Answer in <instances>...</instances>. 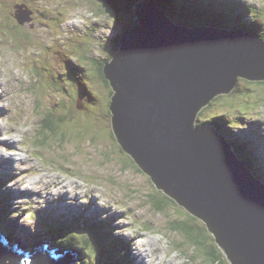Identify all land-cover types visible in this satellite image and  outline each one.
I'll return each instance as SVG.
<instances>
[{
  "label": "rangeland",
  "instance_id": "obj_1",
  "mask_svg": "<svg viewBox=\"0 0 264 264\" xmlns=\"http://www.w3.org/2000/svg\"><path fill=\"white\" fill-rule=\"evenodd\" d=\"M0 1L3 2V7L0 2V85H3L0 88V94L5 95L7 98L6 100H1L2 96L0 97V146L5 149L4 146L6 145L4 144L9 139L15 141V148L11 150L5 149L6 151L0 150V156L14 157L15 164L11 162L12 158L8 165L15 166L18 164L19 168H17L16 172H24L25 169L29 168L31 173L28 175L19 173V178L17 177L18 184L22 187L25 185L22 191L34 193L36 192L35 188L40 184L43 194H48L49 189H46L44 184H50L51 186L59 185V192L52 187L50 189L55 195L58 193V198H64L60 201H55L54 197H44L40 193V190H38L37 194H39L41 200L44 201L46 199L45 201L49 205L41 202L38 195L31 196L28 199L10 201L11 209L8 213L9 220L12 223L10 228L16 226L17 229L21 230L27 244H33L34 239L38 240L40 231L37 229V223L43 224L47 221V218L37 211L38 209L51 206L59 208L68 205L69 202L75 201L72 204L82 207L71 205L54 209L51 215L55 219L62 221V218L71 220L77 216L78 212H83L85 208L89 209V213H94L91 209L92 207H90L91 201L81 197L82 194H85L89 198L94 197L92 201L93 207H95L96 201H106L104 203L106 207L105 211L112 213V218L110 217L108 220L113 222L112 225L114 227L112 228L116 229L117 234L115 236L130 237V241L137 245L136 252L140 255L137 258V263L144 258L145 262H148L150 258L147 256V252L139 254L141 250L147 251L146 248H148L144 239L142 241L139 240L136 233V231H139L147 239L160 241L158 244L159 249L153 247L149 250L155 256L162 249L160 257H165L167 261H172L173 264H194L193 261L199 264L203 262L205 264H212V260L206 259L205 253H202L200 250L193 253L191 249L184 245L185 241L178 235L177 231L172 230L173 220L181 218L185 221L186 228L180 227L178 230L189 238V245L186 244L194 249V242L197 240L199 248L203 250L205 247L211 246L213 241H211L210 235L205 230L202 222L195 219L193 214L187 213L175 201L169 202L168 197L170 196L164 194L162 190L153 185L150 177L146 173L140 172L141 170L138 169V166L133 165L134 162L126 152L122 150L123 153H121L114 145L112 146L110 142L106 141L112 132L109 131L110 126H108L109 113L107 112L109 137L103 131L105 123L101 120V115L107 110L106 104L108 101L104 99H106L105 94L108 92L107 89L110 91V88L106 86L107 89H104L103 82H101L98 74L92 76L88 71L86 74L81 72L83 76L79 74L80 72L75 74L78 78L79 76L81 77L80 85L86 90L81 95L84 99L83 104L85 109L79 111L78 115H72L76 116V118H71V125L68 126L66 118L55 122L58 128L57 133L59 131L57 137L54 135L56 131L55 133H50L42 130L41 123L44 115L43 113L40 114L39 110H48L55 118L58 114H64L65 110L64 106L61 105V101H64V104L70 107V109H74L75 102L79 98L75 91L77 90L75 83L65 79L64 75L61 76L60 73L61 71H65L66 75V72L76 70L71 64L70 59L83 68L85 62L86 65H90L88 57L91 60L96 59L97 61L101 60L99 58L100 55L109 57L110 45L108 44L110 43L107 42L111 41V39H109L107 34H111V22L105 21L104 16L98 14L95 20H93L84 11L83 7H86L91 0H78V3L74 0L72 1L75 5L82 7L78 14L85 12L86 17H88L82 20L81 23L84 24L81 26L75 25L74 22H67L68 17L63 12L62 6H54L52 0H46L42 5L36 0H27L32 8L30 21L25 23L23 27H20L17 21L10 15L8 8L9 0ZM13 1L16 2V5L26 2L25 0ZM92 1L97 2V0ZM220 1L226 2L225 0ZM246 1L250 3V7L256 8L255 10L258 11L257 15L259 17L264 14V2L262 0ZM209 4L210 8L216 9L220 14L231 12L225 5ZM64 5H66L65 1ZM241 8L243 10L248 9L245 6ZM39 9L46 10L45 13L47 12L48 15L46 20L54 17L52 20L54 23L44 21L43 15L39 13ZM85 10L87 9L85 8ZM186 11L190 13V18L195 19L194 11L187 9ZM203 11L205 10L203 9ZM32 14L33 17H31ZM57 14L59 15L57 16ZM126 15V17H122L126 24L131 18L135 20V15L131 11H128ZM227 17H229L231 22L236 23L235 18H233L234 15H227ZM93 21L95 24H93ZM64 24L67 26H64V28L71 32V34L61 29V26ZM31 26L34 27L33 32L29 29ZM48 27L49 30H47ZM46 31L51 34L49 38L60 37L61 39H46ZM83 32H85L84 35H82ZM33 33L44 40L33 37ZM119 33L121 31L118 32V35ZM123 33L121 34L123 35ZM96 42L99 43L100 47L98 44L96 46ZM114 47L117 49H114L115 53L120 50V47L117 48L116 44ZM85 53L87 55L84 61ZM7 58L11 59V61ZM78 78L75 80H78ZM88 81L91 84L90 86ZM243 85L249 84L241 83L239 89H243ZM253 85L250 86L249 92L244 90L230 95L229 92L213 100L211 102L213 107L204 109L201 112L199 121H206L214 115L219 114L226 117L232 123H242L246 128H250V130L246 131L245 138L250 139L252 152L257 153L260 157L259 161L255 162L256 166H260V162H264V83L254 82ZM65 88L71 92L65 91ZM53 93L55 95L49 97ZM14 97L15 99L13 100ZM31 97L33 99L36 98L37 107L35 100ZM71 98L74 102V107L70 104ZM45 101L47 106L43 108L42 105ZM81 101L83 100L81 99ZM21 103L27 104V108L23 109ZM4 107L5 110H3ZM96 118H100V120ZM232 123L229 124L232 130L228 133L225 132L224 136L228 135L229 138L234 139L236 137H244L243 129L236 126L233 127ZM256 123L258 125H255ZM242 144L245 147H250L246 142H242ZM21 156H23L22 161L18 163V159ZM245 156L247 157L249 154L246 152ZM32 168H39V170L33 173L31 171ZM7 175L9 179H12L10 174ZM56 176L63 179L55 178ZM66 178L68 179L65 180ZM69 178H71L70 182H73V185L77 184L76 189H84V191L76 190L69 186L67 182ZM34 180H37L36 183ZM26 184L29 187H26ZM137 186L140 187L139 193L141 195L132 194L134 191L138 192ZM14 187H16L15 181L10 185V190H13ZM150 193L159 195L160 198L162 197L165 200L166 209L164 211L153 210ZM16 194L20 195L21 193L17 192ZM16 194L11 193V199H14ZM138 200L139 203L143 204L137 203ZM111 203H113V207ZM114 208L117 210L115 211ZM30 209L31 211L28 212ZM11 211L13 212L11 213ZM69 225L71 226L66 225L64 227L66 240L69 242H74L73 234L77 233L79 235L78 240L81 243L83 237H87L93 233V229H86L90 226H83L84 223L81 220L76 219L73 224ZM145 225H152L151 229L149 231L144 230L142 227ZM96 241H99L97 237ZM94 244V238H91L85 247L86 252L92 253L95 248ZM150 261L153 262L151 259ZM133 262L129 264H133ZM221 262L222 264H231L230 261H228L229 263L225 260ZM165 264H170V262Z\"/></svg>",
  "mask_w": 264,
  "mask_h": 264
},
{
  "label": "water",
  "instance_id": "obj_2",
  "mask_svg": "<svg viewBox=\"0 0 264 264\" xmlns=\"http://www.w3.org/2000/svg\"><path fill=\"white\" fill-rule=\"evenodd\" d=\"M132 9L135 20L103 67L121 148L156 187L206 223L231 264H264V185L212 126L193 125L204 105L235 87L236 76L264 80V40L174 25L152 0ZM28 14L19 9L17 22ZM76 253L46 239L24 251L0 233V264H71Z\"/></svg>",
  "mask_w": 264,
  "mask_h": 264
},
{
  "label": "clouds",
  "instance_id": "obj_3",
  "mask_svg": "<svg viewBox=\"0 0 264 264\" xmlns=\"http://www.w3.org/2000/svg\"><path fill=\"white\" fill-rule=\"evenodd\" d=\"M26 2H24V3H22V4H17L16 5V2H14L13 0H9V4H8V8H9V10H10V15H12V14H15L19 9H22V10H26L29 14H28V16H27V20L23 23V24H20L19 22H17L18 24H19V26L20 27H23L24 25H25V23H27V22H29L30 21V14H31V11H32V8L30 7V4H29V2L27 1V0H25ZM36 1H38V3L40 4V5H42V4H44V2H46V0H36ZM64 1L66 2V5H64ZM73 0H52V2H53V5L54 6H57V7H60V6H62V9H64L63 10V12H65V14L67 15V22L68 21H70L71 23H73L74 22V24L75 25H77V26H81V25H83L84 23H81V14H78L79 12H80V8L82 9V7H80V6H78V5H75L73 2H72ZM75 2H77L78 3V0H74ZM92 1V0H91ZM153 1V0H152ZM217 1H219V2H222V1H220V0H213L212 1V3H215V2H217ZM227 2H231V4L235 7L234 8V10L233 11H231V12H233V13H231L230 12V15H234V17L233 18H235L236 20H237V26L233 23V22H229V21H225V20H227V19H229V17H227V16H224L223 15V13L222 14H220L219 13V15H218V17H219V20H220V22L221 23H223L224 21L225 22H227V23H229L230 24V27H229V29L228 30H232V31H236L235 30V28L237 29V30H240V31H243V32H247V33H250V34H252L253 36H254V40L255 41H261V40H264V37L261 39V34H263L264 33V29L263 28H261L262 30H257V29H252V30H248V29H244V28H241L240 26H239V22H241V23H248V21L250 20V18H252V21H254L255 22V26H257L258 25V20L259 19H263L264 20V14L261 16V17H259V15H257L258 14V11H256L255 9L254 10H251L250 8H248L247 7V4L248 5H250V3H248L246 0H226ZM234 1H236V2H234ZM1 2V1H0ZM207 2V1H206ZM239 2V3H238ZM2 3V7H3V2H1ZM154 3H156L155 1H154ZM175 3V2H174ZM223 3V5H225V3L224 2H222ZM230 3H228V5L230 6L231 5ZM180 5V4H179ZM171 7H172V9L170 8H167V7H165V11H167V9H169V11H173L174 12V14H177L176 13V11L174 10V7L172 6V5H170ZM242 6H245V7H247L248 9H245V10H243L241 7ZM49 7V6H48ZM197 9L196 10H194V12H195V19H196V21L195 22H193V23H191L192 25L194 24V26H198V25H201L202 27H207V22H199L198 23V20H197V17H196V14L197 13H199V12H201V13H205L204 14V16L206 17V18H208L209 17V14H211L212 13V11H213V9L214 8H205V7H207V4L204 6V4H197ZM46 8V7H45ZM61 9V10H62ZM203 9L205 10V11H203ZM240 10H243L244 11V15H237L236 13H238V11H240ZM45 9H39V13L40 14H42L43 16V18H44V21H50V23L52 22V20L54 19V17H50L48 20H46L47 18H48V15H47V12L45 13ZM160 11H163V9H161ZM250 11V13H247V15L245 14L246 12H249ZM215 12H217V10L215 11ZM33 13H34V11H33ZM44 15H46V16H44ZM59 14H57V16H58ZM56 16V17H57ZM93 20H95V18H96V16H97V14H91V15H89ZM256 16V17H255ZM31 17H33V14L31 15ZM77 17V19H75ZM194 19V20H195ZM66 22V23H67ZM98 22V21H97ZM4 23H5V21H4ZM52 23H54V22H52ZM65 23V24H66ZM6 24V23H5ZM93 24H95V22L93 21ZM112 24V23H111ZM185 24V23H184ZM48 26H49V24H47ZM6 26H8V25H6ZM187 27V26H186ZM189 27H193V26H189ZM188 27V28H189ZM118 28L119 27H116L115 25H111V28H110V32H111V34L110 33H108L107 34V36H109V39H111V41H108L107 43H110V44H108V45H110V47H113V48H115L114 47V45L115 44H113V45H111V42L115 39V37H117V34H118ZM32 32H33V30H34V27H32L31 26V28H29ZM61 29L63 30V31H67V32H69L66 28H64V25H62L61 26ZM217 29H222L221 27H217ZM47 30H49V27H48V29ZM84 31H86V30H84ZM70 34H71V32H69ZM84 33L85 32H83V34L82 35H84ZM49 35H51L48 31H46V33H45V36H46V39L48 38V39H50V40H53V38H60V37H50L49 38ZM82 35H80V36H82ZM72 36V35H71ZM76 36H79V35H76ZM33 37H35V38H38V39H40V40H44V39H42V38H40V37H38V36H36V35H34V33H33ZM87 37H89V36H87ZM91 38H93V37H91ZM45 39V40H46ZM61 39V38H60ZM60 39H59V41H60ZM121 39V38H120ZM57 40V39H56ZM54 42H56L55 40H54ZM96 44V46H98L99 45V43L98 42H96L95 43ZM98 44V45H97ZM119 45H120V42H119ZM99 47H100V45H99ZM109 47V48H110ZM90 49H91V47H90ZM117 50V49H116ZM101 52H102V50H101ZM107 52V51H106ZM88 53V52H87ZM87 53H85V55H84V61H85V58H86V55H87ZM103 53V52H102ZM8 57V56H7ZM16 58V57H15ZM8 60H10L11 61V59H9V58H7ZM70 61H71V64L73 65V67L74 68H76V73L77 72H83V70H81L80 68H79V66L73 61V60H71L70 59ZM94 62H98L96 59L94 60ZM90 63V65H86V62L84 63V71H85V69H87V71H88V68H90V67H95L93 64L91 65V62H89ZM61 73V76L62 75H64V77H65V79H68V77L69 76H66L65 75V71H61L60 72ZM76 73H74V74H76ZM80 74V73H79ZM20 76V75H19ZM99 76V75H98ZM100 77V76H99ZM71 78L73 79V83H75V85H76V82H80V76H79V78L76 76V75H74V76H71ZM78 78V80H75V79H77ZM100 79H101V82H103V85H104V89H107L106 88V86H105V81H104V79L102 78V77H100ZM264 83V80H248V79H245V78H239L238 80H237V83H236V87H234L231 91H230V93H229V95L230 94H232V93H237V92H242V91H244V90H246L247 92H249L250 91V86H254L253 85V83ZM88 83H89V81H88ZM241 83H248L249 85H243L244 86V88L243 89H239V87H240V84ZM91 84L89 83V86H90ZM77 86V85H76ZM81 88H83V87H81ZM237 89H239V91H236ZM73 90V89H72ZM65 91H68V92H71L70 90H68V89H66L65 88ZM107 93L105 94V98L106 99H104L105 101H108L107 102V104H106V112L103 114V115H101V120H103L104 121V127H103V131H104V133H106L107 135H108V137H109V133H108V130H107V112H109L110 110H109V103H110V98H111V92L107 89ZM234 91H236V92H234ZM225 94H227V93H221V94H218L217 96H215L209 103H207L206 105H204L199 111H198V113H197V115H196V117H195V119H194V122H193V125H194V127H199L200 125H197V121H199V117H200V115H201V112L204 110V109H206L207 107H213L212 105H211V102L213 101V100H216V99H218L221 95H225ZM46 95H49V94H46ZM55 95V93H53L52 95H49V97H52V96H54ZM1 96H3V94H0V97ZM79 96V95H78ZM32 98V97H31ZM83 100V101H81V99ZM33 99V98H32ZM2 100V99H1ZM33 100H35V104H36V102H37V100H36V98L35 99H33ZM44 100H46L45 98H44ZM71 101H70V104L72 103V98L70 99ZM83 102H84V99L81 97V96H79V98L76 100V102H75V107H74V109H70V107H68V106H66V109H65V111H64V114L63 115H61V114H59V116H58V118L59 119H61V120H64L65 118H66V120H67V124H68V126H70L71 125V115H78V112L79 111H82V110H84L85 109V107H84V104H83ZM61 105L62 106H65V104H64V101H61ZM77 105L79 106V107H77ZM43 106V108L45 107V106H47V103H46V101L44 102V104L42 105ZM36 107H37V104H36ZM3 110H5V107L3 108ZM39 112L40 113H43L44 115H45V121L47 120L46 119V117H47V115H48V110H45V111H41V110H39ZM106 114V115H105ZM105 115V116H104ZM104 116V117H103ZM224 118H226V117H224V116H221V115H219V114H216V115H214L213 117H211V118H209L208 120H206V121H202L203 123H206V125L205 126H212L213 127V129H215V128H217V127H219V131L217 132V134L219 135V134H221L222 136H223V133H228L229 132V129H230V123H232L231 121H229L227 118V120L229 121L228 122V124H226L225 122H224ZM51 119H55V120H57V116L54 118L53 116L51 117ZM96 119H98V120H100V118H96ZM217 119V120H216ZM110 120H111V116H110ZM59 121V120H58ZM45 122H43V124H44ZM217 123V124H216ZM43 124L41 125L42 126V128H43V130H46V131H48V132H50V133H55V132H53V130H52V127H51V129L50 128H48V127H44L43 126ZM233 124V123H232ZM234 126H236V127H239V128H241V129H243L242 131L244 132V137H241V138H237L239 141H241V142H246V143H248L249 144V149H250V152H252V150H251V147H252V145H251V142H250V139L249 138H245L246 137V131H248V130H250V128H246L242 123H237V124H233ZM255 125H258V123H256ZM58 134L59 133H56V134H54L56 137L58 136ZM228 138V139H227ZM69 139H71V137H69ZM229 139H232V142H229ZM35 140V139H34ZM106 141H108V142H110V144L113 146L114 145V147H116L121 153H123L122 152V148H121V145L119 144V142H118V140H117V137H116V135H115V139H111L110 137H109V139L108 140H106ZM224 141L225 142H227L229 145H230V148H231V152L235 155V157L237 158V157H239L238 156V153H240V154H242V156L246 159V161H244L243 159H241V163H243L244 165H245V168L246 169H249V173L251 174V176L254 178V179H256L257 181H259L260 183H262V184H264V180H262L261 178H259V175H258V173H254L251 169H250V167H251V165H250V160L252 161V159H250L251 158V155H250V153L249 152H247L248 154H249V156H250V158H249V156H245V153L246 152H243L242 150H241V148L238 146V145H236V143H235V140L233 139V138H229L228 137V135L224 138ZM231 141V140H230ZM35 142H40V141H35ZM4 145H6V146H4L5 147V149H8V150H11L12 148H15V142H14V144L13 143H11V140H8L7 142H6V144H4ZM124 151V150H123ZM125 152V151H124ZM127 153V152H126ZM257 158H260L259 156H258V154L257 153H254V152H252ZM128 154V153H127ZM131 158H132V156L130 155V154H128ZM3 156V155H2ZM4 158H6V159H9L8 161L7 160H1V156H0V204L2 203V201H3V204L5 205V208L8 210L7 211V213H3L2 214V212H0V215L2 214L3 216H5L6 217V219H3V220H1V223H2V227H0V233L2 234V236L4 237V239H5V241L7 242V244H9V245H17V246H19L21 249H23L24 251H28V250H30V249H32L37 243H39L41 240H43V239H46V240H49L50 241V243H51V245L53 246V247H55V248H57V249H69V250H75L77 253H76V255H75V257H74V259H73V261H72V263L71 264H102V262H103V264H129L130 262H133V256L135 257V259H136V261H137V258L140 256V255H138V252H136V250H137V245L136 244H134V243H132L131 241H130V243L128 244L127 242H128V240L130 239V237H125L124 236V238H119V239H115V229H113L112 228V224L111 225H109L108 223H104V221L106 220V219H110V217L112 218V213L111 212H109V211H105V206H104V203L106 202V201H104V202H101L100 200L97 202L96 201V203H95V207H93L92 206V201L94 200V198H89L88 196H86L85 194H82L81 195V197H83L84 199H86V200H90L91 201V203H90V207H92L91 209L94 211V213L93 212H90L89 213V209L88 208H85V210L83 211V212H78L77 213V216L76 217H74V218H72L71 220H68V219H66V218H62V221H59V220H57V219H55L52 215H51V213H52V211L54 210V209H59V208H64V207H67V206H77V207H82V206H79V205H75V204H72V203H75V201L74 202H69V204L68 205H65V206H63V207H59V208H54L53 206H51V207H47V208H41V209H34V208H31V209H34V210H37V211H39V212H41L46 218H47V221H45L43 224H41V223H37V229H39L40 231H39V235H38V240H36V239H34V243L33 244H27V242H26V239H25V237L22 235V233H21V230H19V229H17L16 228V226H13L12 228H10V226H11V222H10V220H9V217H8V213H9V211H10V209H11V206H10V201H17V200H20V199H28L29 197H31V196H35V195H38V197H39V200L41 201V202H43V203H45V204H47V205H49L45 200L44 201H42L41 200V198H40V196H39V194H37L38 193V190H40V193L44 196V197H54V199H55V201H60L63 197H61V198H58L57 197V195H58V193H57V195H55L54 194V192L53 191H51V187L52 188H54V189H56V191L58 190V192H59V188H56V187H53V186H51L50 184H44L45 185V188L46 189H49V192H48V194H43V191L40 189V184L35 188V191L36 192H34V193H31V192H24V191H22L23 189H24V186L25 185H23V187L22 186H20L19 184H18V182H17V179H16V175L14 176V177H12V179H9V176L7 175V174H10V175H12L14 172H16L17 171V168H19V165L18 164H16L15 166H12L11 164L10 165H8V163H9V161H11L12 160V158H13V160L11 161V162H13V164H15V159H14V157H12V156H3ZM22 158H23V156H21V157H19V159H18V163H20L21 161H22ZM240 158V157H239ZM133 159V158H132ZM240 160V159H239ZM134 163L136 164V166H138V168L141 170L140 172H142V173H146L145 171H144V169H142L135 161H134ZM250 165V167H249V165ZM262 166H264V162L262 161ZM63 168V167H62ZM3 170V171H2ZM39 170V168H32L31 169V171L33 172V173H35V172H37ZM147 174V173H146ZM148 175V174H147ZM260 176H262L263 178H264V171L260 174ZM11 177V176H10ZM148 177H150L149 175H148ZM19 178V177H18ZM55 178H61V179H63L62 177H59V176H56ZM81 181H83L84 183H86L84 180H82L80 177H78ZM68 178H66L65 180H67ZM14 180H15V186L16 187H14V189L13 190H10V185L12 184V183H14ZM70 180H71V178H69V181H67L68 182V185L69 186H71V187H73L74 189H76L75 187L77 186V184L76 185H73V182H70ZM150 181L153 183V185H155L154 184V182L152 181V179H151V177H150ZM138 182V181H137ZM79 185V184H78ZM81 186V185H80ZM136 186V185H135ZM26 187H29V185L28 184H26ZM82 187V186H81ZM158 189H160L159 187H157ZM137 191L138 192H136V191H134L132 194L133 195H141L140 193H139V190H140V187L139 186H137ZM153 189V188H152ZM76 190H81V191H84V189H76ZM160 190H162V189H160ZM21 193L20 195H17L16 193ZM162 192L164 193V194H166V195H168L167 193H165L163 190H162ZM11 193H15L16 195H15V198L14 199H11ZM54 195V196H53ZM169 196V195H168ZM150 198H151V201H152V206H153V210H157L158 209V211H164L165 209H166V205H165V200L161 197L160 198V196L159 195H154V194H151L150 193ZM169 198V202L170 201H175L172 197V199L170 198V197H168ZM64 199V198H63ZM68 200V199H67ZM67 202V201H66ZM176 203H178L177 201H175ZM137 203H139V200L137 201ZM136 203V204H137ZM168 203V202H167ZM139 204H143V203H139ZM179 205H181L180 203H178ZM182 206V205H181ZM182 208L187 212V213H191V214H193V216L195 217V219H198V220H200L201 222H202V224H203V226H204V228H205V230L209 233V235H210V239H211V241H213V244L210 246H208V247H205L203 250L202 249H200L199 248V246H198V241L196 240L195 242H194V245H195V248L194 249H192V248H190L188 245V243H189V238L188 237H186L184 234H181L180 232H179V230H178V228H180V227H182V228H186V224H185V221L184 220H182L181 218H177V219H179V220H176V219H174L173 220V223H172V230L173 231H177V233H178V235L185 241V243H184V245L186 246V247H188L189 249H191V251L193 252V253H195V252H197L198 250H200L202 253H205V258L207 259H211L212 260V264H222V262L221 261H223V260H225V261H229L228 260V258L226 257V255L224 254V252L222 251V249L220 248V246L218 245V243H217V241L215 240V238H214V236L212 235V233H211V231L209 230V228H208V226L206 225V223L200 218V217H198L197 215H195L193 212H191V211H189L187 208H185L184 206H182ZM31 209L28 211V212H30L31 211ZM115 209V208H114ZM117 209H115V211H116ZM13 211H11V213H12ZM95 212H96V215H95ZM89 213V214H88ZM125 218V217H124ZM78 220V219H80L81 221H83V223H84V225H89L90 227L89 228H86V229H93V233L92 234H90L89 236L91 237V238H94V245H95V248H94V251L92 252V253H90V252H86V245L88 244V242H89V240H86V237H83V239H82V242L81 243H79V240H78V237H79V235L76 233V234H73V237H74V242H69L68 240H66V236H65V230H64V227H65V223L66 222H68V226H71V225H69V224H73L74 223V221L75 220ZM99 226V228H96L95 226ZM114 226V225H113ZM152 226V225H151ZM151 226L149 225V226H147V225H145V226H141L142 228H144V230H146V231H149L150 229H151ZM147 227H150V228H147ZM128 228H129V226H128ZM120 229V228H119ZM40 232H41V234H40ZM118 233V232H117ZM136 233H137V235H138V237H139V240L140 241H142L143 239H144V241L147 243V247H148V249H152L153 247H157V249H159V246H158V244L160 243V241L159 240H153V239H147L145 236H144V234H141L139 231H136ZM156 233V232H155ZM96 237L98 238V242L96 241ZM143 237V238H142ZM125 238L127 239V242H125ZM9 241V242H8ZM37 241V242H36ZM36 242V243H35ZM116 242H118L119 243V245H116ZM188 245H187V244ZM128 244V245H127ZM27 245V246H26ZM100 245H101V248H100ZM156 249V248H155ZM141 252H142V254L144 253V252H147V251H145V250H141ZM162 254V249H160L159 250V252H158V254H157V256H155L156 258H157V260H155V261H153V262H151L150 261V258H149V261L148 262H145V258L144 259H142V262L141 263H137L136 261H134L133 262V264H165V263H168V262H170V264H173V262L172 261H167L166 260V258L165 257H160V255ZM216 255H218V256H216ZM137 256V257H136ZM147 256H149L148 255V252H147ZM102 258H105V260H103ZM193 263L194 264H199V263H197V262H194L193 261ZM229 263V262H228ZM201 264H205V262H203V263H201Z\"/></svg>",
  "mask_w": 264,
  "mask_h": 264
},
{
  "label": "trees",
  "instance_id": "obj_4",
  "mask_svg": "<svg viewBox=\"0 0 264 264\" xmlns=\"http://www.w3.org/2000/svg\"><path fill=\"white\" fill-rule=\"evenodd\" d=\"M138 1L140 2V0H97V2H99V3H97V2L95 3L94 1H91V2L88 3V5L86 7H83V9L89 15H91V14H98V15L104 16L106 19L110 20L113 25H115L116 27H119L118 28V32L121 31V33H123L125 30H127V29L130 28V25L133 22V18H131L130 20H128L127 21V24H126L125 20L123 21L122 17H124V16L126 17L127 16L126 13L128 11L129 12L132 11V7ZM155 2L157 3V5L160 8V10L163 9V11H161V12H163L165 14V16L169 20H171L174 24L192 23V22H195L196 21V19L194 20V19H191L190 18L191 17L189 15L190 13L188 11H186V9L182 5L180 6L179 3H177V2H175L173 0H155ZM203 4L205 6L208 3H203ZM170 5H172L174 7V10L176 11L177 15H171L170 14L169 9L170 8L172 9V7ZM165 7L169 8V9H167V11H165ZM247 7L250 8L251 10H254L255 9L253 6L250 7V5H248V4H247ZM85 8L87 10H85ZM205 8H210V5L208 4V6L205 7ZM184 9H185V11H184ZM247 13L248 12H246L245 14L247 15ZM204 14L205 13H201V12H199V13L196 14L198 23L199 22H205L207 20L208 21H211L213 19V18L212 19H207L204 16ZM12 17L17 21V19L14 16V14H12ZM216 20H219V17L216 16ZM225 21H229L230 22L229 19H227ZM236 22H237V20H236ZM258 22L259 23H258L257 26L254 25L255 24L254 21H250L249 24H245V23L239 22V26L242 27V28H244V29H248V30H252L254 28L257 29V30H262L261 28L264 29V20L263 19H259ZM235 25L237 26V24H235ZM121 33H119V35L117 34V37H115V39L111 42V45L116 44L117 48L120 47L119 42H120V37L122 35ZM260 37L262 39L264 37V33L261 34ZM114 49L116 50V48H113V47L110 48L109 57H106V58L109 59V58H111L113 56ZM88 58H89L88 59V62H91V65L93 64L96 67V70H95V67L88 68V72L92 76L93 75L95 76L96 74H98L100 77H102L104 79V81L107 82L108 80L106 79V77L104 75V71H103V65H104L103 62L102 63H100L99 61L98 62H94L95 59L91 60L90 57H88ZM79 68L81 70H84V68H82V67H79ZM86 72H87V69H85V71L82 72V73H85L86 74ZM74 73H76L75 69L72 72H66V76H69L68 77V80H70L72 83H73V79L71 78V76H74L75 75ZM82 73L80 72L81 76H83ZM76 85H77V90H75V91L77 92V95L81 96L84 93V91L86 92V90H84L85 88H81L80 82H76ZM236 91H239V89H237ZM236 91H234V92H236ZM87 92H89V91L87 90ZM111 94H112V92H111ZM71 105L74 106V102L73 101H72ZM65 109H66V105L64 106V110ZM52 116L53 115L51 113H48V115L46 117L47 120L45 121V115H44L41 125L43 124V122H45L43 124L44 127H48L50 129L52 127L53 132L56 131V133H57V129L58 128L56 127L55 122H58V120L61 121V119L58 118L59 114L57 116V120L51 119ZM71 118L75 119L76 116H72L71 115ZM110 123H111V120L109 118V120H108V126H110ZM197 125L205 126L206 123H203L202 121H197ZM219 127H217L218 130H219ZM42 130H43V128H42ZM109 131H111V129ZM58 133H59V131H58ZM224 135H225V133H223V137L225 138ZM110 137L112 139H115V136L112 135V132L110 134ZM234 140H235L236 145H238L243 152H249L250 153L251 159H252V161L250 160L251 167L248 164L249 167H250V169L254 173H258L259 178H261L262 180H264V178L262 176H260V174L264 171V166H262V163L261 162H260V164H261L260 166H256L255 165V162L256 161H259V158H257L252 152H250V149L248 147H245L242 144V142L239 141L237 138H235ZM229 142H232V139H229ZM74 144H76V143L74 142ZM238 156L240 157V158L237 157L238 159H240V160L243 159L244 161H246V159L242 156V154L238 153ZM133 165H136V164L134 163ZM256 169H257V171H256ZM7 211L8 210L5 208V205L3 204V201H2V203L0 204V212H2V214H3V213H7ZM2 214L0 215V227H2L1 220L6 219V217L3 216ZM78 220H80V219H78ZM104 223H105V221H104ZM108 224L111 225L110 223H108ZM66 225H68V222L65 223V226ZM83 226H85V225H83ZM95 227L96 228H99V226H97V225ZM90 239H91L90 236H87L86 237V240H90ZM115 239H119V238H117V236H115ZM116 245H119V243L116 242ZM100 248H101V245H100ZM216 256H218V255H216ZM103 260H105V258Z\"/></svg>",
  "mask_w": 264,
  "mask_h": 264
},
{
  "label": "bare ground",
  "instance_id": "obj_5",
  "mask_svg": "<svg viewBox=\"0 0 264 264\" xmlns=\"http://www.w3.org/2000/svg\"><path fill=\"white\" fill-rule=\"evenodd\" d=\"M226 1V0H225ZM234 2H236V1H234ZM205 3H207L206 1H205ZM224 3H227V1L226 2H224ZM215 4V3H214ZM155 5H156V7L160 10V8L158 7V5H157V3H155ZM210 5V4H209ZM217 7V6H216ZM133 14L135 13L134 11H133V9H132V11H131ZM65 13V12H64ZM164 14V13H163ZM237 15H244V11L243 10H240V11H238V13H236ZM135 15V14H134ZM14 16H15V14H14ZM164 16H165V14H164ZM166 17V16H165ZM85 18H88V17H86V15H85V12H83V14H81V19L82 20H84ZM167 18V17H166ZM82 20H81V22H82ZM104 20L105 21H107V22H111L110 20H108V19H106L105 17H104ZM236 20V19H235ZM172 22V21H171ZM231 22V21H230ZM173 23V22H172ZM174 24V23H173ZM235 24H237V22L235 23ZM174 25H178V26H184V27H186V25L185 24H174ZM64 26H66L65 24H64ZM67 27V26H66ZM189 28H192V27H189ZM226 30V29H225ZM235 30H237L236 28H235ZM65 43V42H64ZM109 50H110V48H109ZM106 53V52H105ZM117 53V52H116ZM115 52H113V55L114 54H116ZM85 55V54H84ZM107 57V56H106ZM106 57H104V56H102V55H100L99 56V58L100 59H102V60H99V62L100 63H102L103 62V64L105 65V63H109L110 61H111V59H112V57L111 58H106ZM89 59V58H88ZM108 59V60H107ZM104 65H103V67H104ZM13 69V68H12ZM238 77L239 76H236V80H235V82H237V79H238ZM108 81L106 82L105 81V86H107L108 88H110V92H112V95H114V89H113V87H112V85H111V83H110V79L108 78L107 79ZM255 81V80H254ZM234 82V83H235ZM2 84V83H1ZM2 86L3 85H0V88H2ZM116 91V90H115ZM7 98L5 97V95H3L2 96V100H6ZM15 99V97L13 98V100ZM26 102V101H25ZM13 104V103H12ZM21 107L23 108V109H25V108H27V104H22L21 103ZM109 113V118H110V116H111V112L109 111L108 112ZM25 123V122H24ZM1 126V125H0ZM110 129H111V131H112V135L113 136H115V133H114V130H113V126H112V124L110 123ZM12 129V128H11ZM14 131H16V130H14ZM215 131H217L218 132V129L217 128H215ZM48 134V133H47ZM218 135V134H217ZM8 136V135H7ZM223 137V136H222ZM10 140V139H9ZM223 140H224V137H223ZM14 140H12L11 139V143H13L14 144ZM0 150H2V151H6L5 149H3L1 146H0ZM37 155V154H36ZM3 158V159H2ZM1 159L2 160H8V159H6V158H4V157H1ZM132 159V158H131ZM237 160H239L238 158H236ZM132 161H134V159H132ZM240 162H241V160H239ZM244 165V164H243ZM245 166V165H244ZM248 171H249V169H247ZM19 173H21V174H24V175H28L29 173H31L30 172V170H29V168H27V169H25L24 170V172H21V171H19V172H14L12 175H11V177H14L15 175H16V179H17V177L19 176ZM256 180V179H255ZM15 181V180H14ZM35 181V183H36V181L37 180H34ZM259 182V181H258ZM33 184V183H32ZM16 185V184H15ZM53 187H56V188H59V185H54ZM63 190V189H62ZM101 195V194H100ZM67 198V197H66ZM94 198V197H93ZM52 199V198H51ZM68 199V198H67ZM68 201H69V199H68ZM112 204V207H113V203H111ZM116 205V204H115ZM62 210V209H61ZM123 210V209H122ZM142 213V212H141ZM117 214V213H116ZM115 214V215H116ZM125 214V213H124ZM114 215V216H115ZM124 217V216H123ZM122 217V218H123ZM105 222H108V223H110V224H113V222H111L110 220H108V219H106L105 220ZM112 227H114L113 225H112ZM115 229V228H114ZM115 234H116V229H115ZM117 235V234H116ZM117 238H123V237H121L120 235H118L117 236ZM125 242H127V239L125 238ZM129 242H130V239L128 240V244H129ZM127 244V245H128ZM146 250H147V252H148V255H149V257H150V259L151 260H153V261H155V260H157V258H155V255L154 254H152V253H150V251L149 250H151V249H148V248H146ZM142 252L140 251L139 252V254H141ZM175 258V257H174ZM178 258V257H177ZM133 261H136V259H135V257H133ZM176 259V258H175ZM142 261H139V263H141ZM147 262V261H146Z\"/></svg>",
  "mask_w": 264,
  "mask_h": 264
},
{
  "label": "flooded vegetation",
  "instance_id": "obj_6",
  "mask_svg": "<svg viewBox=\"0 0 264 264\" xmlns=\"http://www.w3.org/2000/svg\"><path fill=\"white\" fill-rule=\"evenodd\" d=\"M109 54H110V52H109Z\"/></svg>",
  "mask_w": 264,
  "mask_h": 264
}]
</instances>
